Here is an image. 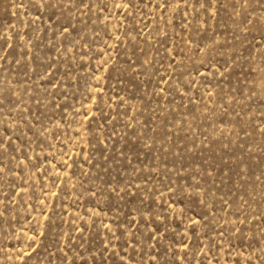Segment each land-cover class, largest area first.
I'll list each match as a JSON object with an SVG mask.
<instances>
[{"label": "rangeland", "instance_id": "rangeland-1", "mask_svg": "<svg viewBox=\"0 0 264 264\" xmlns=\"http://www.w3.org/2000/svg\"><path fill=\"white\" fill-rule=\"evenodd\" d=\"M0 264H264V0H0Z\"/></svg>", "mask_w": 264, "mask_h": 264}]
</instances>
